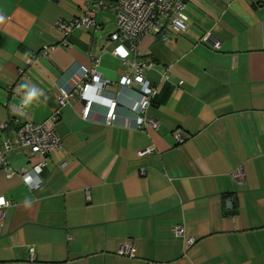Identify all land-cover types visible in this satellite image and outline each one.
<instances>
[{"label":"crops","instance_id":"0c3cea01","mask_svg":"<svg viewBox=\"0 0 264 264\" xmlns=\"http://www.w3.org/2000/svg\"><path fill=\"white\" fill-rule=\"evenodd\" d=\"M83 4L0 0V121L48 122L59 89L79 83L91 54H100L104 94L121 92L112 125L102 104L87 119L79 99L61 107L52 126L63 148L48 155L36 191L0 169V194L12 200L0 264H264V0L190 1L184 33L167 27L165 39L143 37L142 57L155 63L145 77L158 87L145 111L158 126L147 131L136 128L138 85L120 87L133 69L110 52V10L95 16L98 31L75 29L70 46L56 44L55 21L79 15ZM208 33L219 50L199 42ZM44 46L53 47L38 55ZM21 85L41 94L25 105ZM7 160L17 171L40 157L15 145ZM238 166L243 181L231 174ZM178 225L192 245L175 234ZM126 238L135 240L133 258L117 255Z\"/></svg>","mask_w":264,"mask_h":264},{"label":"built area","instance_id":"2783aa9c","mask_svg":"<svg viewBox=\"0 0 264 264\" xmlns=\"http://www.w3.org/2000/svg\"><path fill=\"white\" fill-rule=\"evenodd\" d=\"M194 0H84L81 13L69 20L59 18L55 21L54 27L60 33L61 38L58 45L70 46L69 36L75 29H86L92 32L98 31L101 26L95 20V16L104 10H110L114 15V28L109 35L112 45L111 54L119 58L122 63L133 69L131 74H126L120 79L121 89H129L134 84L138 85L140 100L136 107L135 122L136 128L142 131L155 129L157 121L147 118L145 111L157 93L158 87L149 82L145 77V72L154 66V62L142 57L139 44L143 37L149 32L159 35L162 39L168 36V28L171 27L177 33H184L187 30V15L185 8L187 3ZM200 43H205L213 51L221 47V42L210 33L204 35ZM53 46H44L38 55H46ZM101 52H106L102 48ZM91 66H81V79L77 85L70 89L60 88L57 94V107L48 118V122L21 121L19 117L9 116L6 120L0 121V169L4 170L8 176L17 174L23 184L30 190L36 191L42 184L40 172L47 164L48 155L55 150L63 148L62 139L52 126L59 118L60 109L68 103H73L77 99L84 103L81 111L82 119H87L91 106L94 103L102 104L106 107L105 124L112 125L116 118V108L119 105L118 96L120 91L113 94H104L108 80L102 78L98 66L100 64V54H91ZM36 57L30 56L26 63L29 65L35 61ZM23 74V69L18 70ZM167 77L164 74L163 78ZM9 127H13V136L2 138ZM178 143L184 141L180 129L172 132ZM20 146L40 157L37 163L28 168L12 170L7 160V153L13 146ZM152 148L140 150L139 155L151 153ZM144 174V171L141 172ZM233 178L243 181L245 176L242 167L238 166L231 172ZM3 203L0 204V229L5 217L6 209L12 205V200L0 194ZM175 234L183 237L185 244L190 246L194 243L192 237H185L184 228L178 225L174 228ZM136 243L132 238H126L119 249L117 255L122 257H135L134 249ZM29 258H34L33 248L28 246ZM146 264H160L154 261H147Z\"/></svg>","mask_w":264,"mask_h":264},{"label":"clouds","instance_id":"9594fccd","mask_svg":"<svg viewBox=\"0 0 264 264\" xmlns=\"http://www.w3.org/2000/svg\"><path fill=\"white\" fill-rule=\"evenodd\" d=\"M20 87L28 89L23 100L25 105L31 103L34 99L38 97L39 94H41L34 87H29L28 85H21ZM3 202V198H0V204H2Z\"/></svg>","mask_w":264,"mask_h":264}]
</instances>
